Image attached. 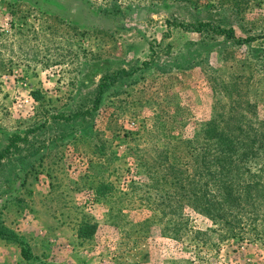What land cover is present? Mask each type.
I'll list each match as a JSON object with an SVG mask.
<instances>
[{"label":"rangeland","instance_id":"rangeland-1","mask_svg":"<svg viewBox=\"0 0 264 264\" xmlns=\"http://www.w3.org/2000/svg\"><path fill=\"white\" fill-rule=\"evenodd\" d=\"M262 34L264 0H0V222L21 237L0 264H264L262 200L226 238L186 205L205 233L172 238L150 183L192 169L208 124L264 119V38L234 40Z\"/></svg>","mask_w":264,"mask_h":264},{"label":"trees","instance_id":"trees-1","mask_svg":"<svg viewBox=\"0 0 264 264\" xmlns=\"http://www.w3.org/2000/svg\"><path fill=\"white\" fill-rule=\"evenodd\" d=\"M219 31L226 37H235L232 28H220ZM258 38H264V34L234 40L250 43ZM106 86V80L102 79L97 87L96 102ZM32 94L37 98L35 91ZM185 142L191 146L192 152L193 167L189 172L181 164L170 163L168 175L150 176V183L159 193L160 204L164 203L162 234L172 238L190 236L198 241V236L205 233L189 226V219L183 213L187 205L223 228L225 235L222 238L236 235L233 231L241 223L238 215L245 204L251 203L255 211L258 201L264 202V119H251L240 114L224 126L212 122ZM151 203L155 204L153 200ZM95 226V223L81 221L77 237H90ZM0 239L20 242L21 237L0 222ZM23 253L25 257L29 256L26 250Z\"/></svg>","mask_w":264,"mask_h":264},{"label":"built area","instance_id":"built-area-1","mask_svg":"<svg viewBox=\"0 0 264 264\" xmlns=\"http://www.w3.org/2000/svg\"><path fill=\"white\" fill-rule=\"evenodd\" d=\"M3 264V263H2Z\"/></svg>","mask_w":264,"mask_h":264}]
</instances>
